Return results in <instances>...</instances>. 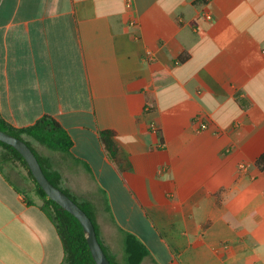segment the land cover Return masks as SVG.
Wrapping results in <instances>:
<instances>
[{
  "label": "crops",
  "instance_id": "obj_1",
  "mask_svg": "<svg viewBox=\"0 0 264 264\" xmlns=\"http://www.w3.org/2000/svg\"><path fill=\"white\" fill-rule=\"evenodd\" d=\"M44 116L71 147H31L114 264L123 233L141 264H264V0H0V119ZM6 170L0 264H61L53 224Z\"/></svg>",
  "mask_w": 264,
  "mask_h": 264
},
{
  "label": "trees",
  "instance_id": "obj_2",
  "mask_svg": "<svg viewBox=\"0 0 264 264\" xmlns=\"http://www.w3.org/2000/svg\"><path fill=\"white\" fill-rule=\"evenodd\" d=\"M147 101L151 102V98L149 97ZM0 130L23 141L31 149L48 181L66 194L91 220L98 240L95 224L87 208L77 203L74 198L61 189L58 174L52 170L48 171L31 147V142H35L49 150L68 151L71 147V141L62 127L54 119L44 116L33 125L21 129H15L0 119ZM100 141L105 153L119 172L128 171L130 164L117 144L114 133L108 130L101 131ZM11 162H18L25 170L27 178L33 185L35 195L42 203L40 210L47 216L56 230L63 250L61 264H94L77 220L47 198L33 179L22 157L13 148L0 142V171L3 172L4 168L10 165ZM255 164L260 170H264V155L260 156ZM122 236L125 264H141L149 256L145 246L132 234L123 233ZM102 250L110 264H114L105 250L103 248Z\"/></svg>",
  "mask_w": 264,
  "mask_h": 264
},
{
  "label": "water",
  "instance_id": "obj_3",
  "mask_svg": "<svg viewBox=\"0 0 264 264\" xmlns=\"http://www.w3.org/2000/svg\"><path fill=\"white\" fill-rule=\"evenodd\" d=\"M0 142L13 148L25 161L33 179L48 199L69 213L79 223L94 264H110L96 237L94 226L82 209L53 186L43 174L31 149L21 140L0 130Z\"/></svg>",
  "mask_w": 264,
  "mask_h": 264
},
{
  "label": "rangeland",
  "instance_id": "obj_4",
  "mask_svg": "<svg viewBox=\"0 0 264 264\" xmlns=\"http://www.w3.org/2000/svg\"><path fill=\"white\" fill-rule=\"evenodd\" d=\"M12 167V172L8 171L7 173L10 175L11 179L19 186V188H23L25 190H29L32 192V194L35 197V200L38 202V204H42L40 199L35 195L33 191V185L30 183L29 179L27 178L25 170L21 167V165L18 162H11L10 165L7 167ZM125 264L124 261V256H123V263Z\"/></svg>",
  "mask_w": 264,
  "mask_h": 264
},
{
  "label": "built area",
  "instance_id": "obj_5",
  "mask_svg": "<svg viewBox=\"0 0 264 264\" xmlns=\"http://www.w3.org/2000/svg\"><path fill=\"white\" fill-rule=\"evenodd\" d=\"M205 18L207 20H210L211 19L210 15H208V14L205 15ZM240 170H244V167H240Z\"/></svg>",
  "mask_w": 264,
  "mask_h": 264
}]
</instances>
